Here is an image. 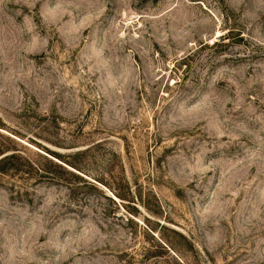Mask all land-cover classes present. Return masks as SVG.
<instances>
[{
	"label": "rangeland",
	"instance_id": "obj_1",
	"mask_svg": "<svg viewBox=\"0 0 264 264\" xmlns=\"http://www.w3.org/2000/svg\"><path fill=\"white\" fill-rule=\"evenodd\" d=\"M15 163L0 264H264V0H0Z\"/></svg>",
	"mask_w": 264,
	"mask_h": 264
},
{
	"label": "trees",
	"instance_id": "obj_2",
	"mask_svg": "<svg viewBox=\"0 0 264 264\" xmlns=\"http://www.w3.org/2000/svg\"><path fill=\"white\" fill-rule=\"evenodd\" d=\"M56 157V156H55ZM57 158V157H56ZM13 159V157H9V158H6L4 161H11ZM3 163V162H2ZM22 168L23 170H22V173H24V174H30V172H29V170L27 169V167H25V166H22V165H19L18 163H15V165L14 166H12V164H7V166H5V168H3V169H0V172H9V171H14V172H17V171H19V168ZM43 174L45 173L44 171L42 172ZM45 174H47V173H45Z\"/></svg>",
	"mask_w": 264,
	"mask_h": 264
}]
</instances>
